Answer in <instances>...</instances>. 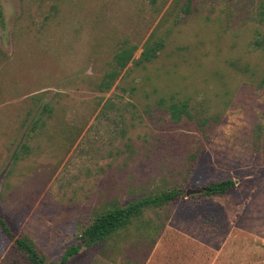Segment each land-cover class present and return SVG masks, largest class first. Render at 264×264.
<instances>
[{
	"label": "rangeland",
	"instance_id": "rangeland-1",
	"mask_svg": "<svg viewBox=\"0 0 264 264\" xmlns=\"http://www.w3.org/2000/svg\"><path fill=\"white\" fill-rule=\"evenodd\" d=\"M259 3L0 0V215L14 234L60 264L95 210L173 185L191 168L158 236L144 224L159 227L163 216L149 212L67 264H264ZM153 34L164 48L136 64ZM122 47L133 60L101 92ZM246 66L253 73L240 72ZM172 96L220 121L202 130L198 119L172 120ZM227 179L236 187L225 197L201 195ZM0 264H32L1 231Z\"/></svg>",
	"mask_w": 264,
	"mask_h": 264
},
{
	"label": "trees",
	"instance_id": "trees-1",
	"mask_svg": "<svg viewBox=\"0 0 264 264\" xmlns=\"http://www.w3.org/2000/svg\"><path fill=\"white\" fill-rule=\"evenodd\" d=\"M189 8V6H187ZM189 10V9H187ZM258 16L260 22L264 24V0H260L258 5ZM152 37L146 42L145 50L136 64L151 63L158 58L160 52L165 46L163 40L157 41ZM252 47L255 50L264 51V32L257 33L252 41ZM129 47L120 48L119 52L113 59L112 69L103 78L100 84V91L107 92L112 89L115 82L119 79L122 72L128 67L129 63L133 60V52L129 51ZM243 74H251L253 70L248 66L239 68ZM253 75V74H252ZM261 86L264 87V79ZM174 96L171 97V103L167 107L172 120L179 122L182 119L195 121L198 119V125L202 130L208 125V128H213L215 124L220 121V116L208 117L199 115L192 108L190 101H177ZM168 102L163 99L161 104ZM47 109V108H45ZM205 114V111L203 112ZM210 121H213L210 124ZM200 150L191 154V158L198 161ZM192 172L189 168L182 176L181 181L169 185L166 188L156 190L147 195L140 197L127 205H122L119 202H112L108 206L95 210L91 214L89 223L80 225L78 239L81 243L73 246L63 257L60 264H67L70 258L78 255L84 247H94L99 243L107 242L110 239L117 238L123 233L128 232L130 228L136 224L145 222L144 217L153 212L156 216L164 219V222L158 227L151 221L145 222L146 230L153 233L149 236H158L161 230L165 227L166 223L170 220L176 203L185 197L184 181L188 180V175ZM236 182L232 179L213 181L205 185L202 190V196L208 199L214 197H225L228 193L234 190ZM164 212V213H163ZM0 231L14 243V246L22 253L26 254L28 260L32 264H47V256L39 248V246L28 236H16L12 231L9 223L0 215ZM155 240L153 239V243Z\"/></svg>",
	"mask_w": 264,
	"mask_h": 264
}]
</instances>
